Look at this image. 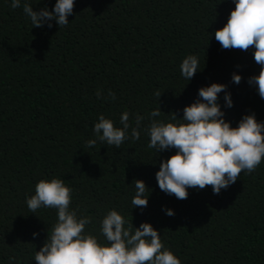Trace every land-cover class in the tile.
<instances>
[{
	"label": "trees",
	"instance_id": "1",
	"mask_svg": "<svg viewBox=\"0 0 264 264\" xmlns=\"http://www.w3.org/2000/svg\"><path fill=\"white\" fill-rule=\"evenodd\" d=\"M55 2L28 0L34 11ZM234 8L232 0H75L69 25L48 28L0 0V264H36L57 214L31 213L26 196L53 177L72 189L70 208L91 217L86 230L100 240V220L115 209L134 227L150 223L182 264H264V160L219 194L207 185L181 200L155 176L175 149L157 153L143 131L120 148L85 143L100 114L122 127L124 111L133 126L138 113L147 126L160 107L157 119L168 122L212 83L231 93L233 107L224 106V92L218 103L232 127L245 114L264 121V99L247 82L260 72L252 47L223 49L215 39ZM189 54L200 63L190 81L180 74ZM233 73L242 76L238 85ZM97 89L116 99H97ZM134 179L149 188L142 211L132 209Z\"/></svg>",
	"mask_w": 264,
	"mask_h": 264
},
{
	"label": "clouds",
	"instance_id": "2",
	"mask_svg": "<svg viewBox=\"0 0 264 264\" xmlns=\"http://www.w3.org/2000/svg\"><path fill=\"white\" fill-rule=\"evenodd\" d=\"M235 8L230 12L227 23L215 32V39L223 49H253L254 60L260 65L258 75L248 79L264 99V0H232ZM39 3V0H38ZM75 0H56L52 10L47 6L34 11L28 0H10L12 9L22 8L33 27H66L68 17L73 14ZM211 35V34H210ZM200 70L199 57L187 55L180 64L181 76L190 81ZM242 76L233 73L232 82L239 84ZM224 92V106L231 108L234 102L227 85L212 83L201 87L198 99L185 106L182 118L175 114L171 121L157 119L163 113L158 107L149 114L150 123L144 126V116L135 114V126L130 123V113L124 111L120 125L100 114L93 125L95 138L86 141L88 148L97 142L120 148L126 140H139L143 131L149 138L148 147L157 153L175 149V154L162 160L156 172L158 187L167 195L186 199L189 188L204 189L211 185L214 194L234 184L243 171L253 173L264 160V121H258L255 113L245 114L236 127L225 119V112L218 103ZM160 91L154 95L159 100ZM97 99H116L109 90L104 96L97 89ZM130 130V132H129ZM132 209L146 208L149 189L145 182L134 179ZM72 189L64 180L53 177L41 179L35 186V193L26 196L31 213L38 209H55L56 222L43 246L34 254L36 264H182L181 260L162 242L157 229L150 223L142 222L134 227L120 212L113 209L100 220L99 234L86 230L92 223L89 216L78 215L71 209ZM166 215L174 210L164 209ZM127 225V226H126ZM33 238L39 233L34 232ZM11 259V258H10Z\"/></svg>",
	"mask_w": 264,
	"mask_h": 264
}]
</instances>
